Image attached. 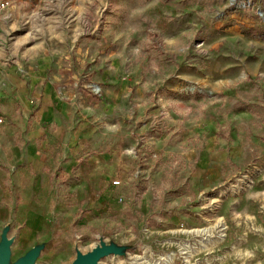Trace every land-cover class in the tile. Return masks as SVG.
<instances>
[{
	"label": "rangeland",
	"instance_id": "374dc122",
	"mask_svg": "<svg viewBox=\"0 0 264 264\" xmlns=\"http://www.w3.org/2000/svg\"><path fill=\"white\" fill-rule=\"evenodd\" d=\"M9 1L0 55L37 72L19 56L40 40V81L76 83L85 121L73 158L1 168L11 260L43 244L35 264H70L101 237L131 247L99 264H264V0Z\"/></svg>",
	"mask_w": 264,
	"mask_h": 264
},
{
	"label": "crops",
	"instance_id": "0c3cea01",
	"mask_svg": "<svg viewBox=\"0 0 264 264\" xmlns=\"http://www.w3.org/2000/svg\"><path fill=\"white\" fill-rule=\"evenodd\" d=\"M10 7L1 22L2 35L3 29L7 26L4 18ZM79 9L86 12L82 5ZM9 14L12 19L13 12ZM27 41L28 39H23L18 43ZM31 45L32 48L23 52L19 59L42 61L37 72L25 69L22 64L10 66L8 58L0 55V118H2L0 121V184L3 178L1 168L16 169L20 166L34 165L37 160L43 162L55 146L61 148L64 157L73 158L77 150L74 151L72 147L77 140L81 139L79 136L81 128H85V121L82 120L81 115L80 88L78 89L77 84L74 83L71 95L70 90L64 89L63 86H55L54 82L46 80L40 81L47 70L46 59L49 58L50 53H44L40 40L33 41ZM10 50H15V46L10 48L1 36L0 53L4 51L8 56ZM63 56L67 57L66 54ZM25 75L30 78L29 89L33 94L31 103L27 102L26 93H22L23 86L19 81V77ZM83 139L91 142V146L97 144L96 147L99 149H108L107 141L93 138L92 134H86ZM103 164V161L100 165L87 162L80 167L82 179L72 190L80 196L83 195L86 189H90L98 180Z\"/></svg>",
	"mask_w": 264,
	"mask_h": 264
},
{
	"label": "water",
	"instance_id": "95a60500",
	"mask_svg": "<svg viewBox=\"0 0 264 264\" xmlns=\"http://www.w3.org/2000/svg\"><path fill=\"white\" fill-rule=\"evenodd\" d=\"M10 225H4L0 231V264H35L44 249L43 244L33 246L17 260H11V246L14 238L9 237ZM131 246L118 244L111 240L105 242L101 237L89 251L81 252L76 242L75 257L70 264H99L102 259L112 257H125L126 250Z\"/></svg>",
	"mask_w": 264,
	"mask_h": 264
},
{
	"label": "built area",
	"instance_id": "2783aa9c",
	"mask_svg": "<svg viewBox=\"0 0 264 264\" xmlns=\"http://www.w3.org/2000/svg\"><path fill=\"white\" fill-rule=\"evenodd\" d=\"M10 6H11V2L9 0H0V38L2 36L1 22L3 20L6 11L9 9ZM0 121H2V119H0ZM119 183H120L119 180L113 181L114 185H119Z\"/></svg>",
	"mask_w": 264,
	"mask_h": 264
}]
</instances>
